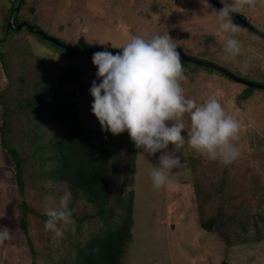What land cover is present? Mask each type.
Masks as SVG:
<instances>
[{
	"label": "rangeland",
	"instance_id": "1",
	"mask_svg": "<svg viewBox=\"0 0 264 264\" xmlns=\"http://www.w3.org/2000/svg\"><path fill=\"white\" fill-rule=\"evenodd\" d=\"M19 3L0 0V39L9 16L73 49L121 51L131 36L150 39L168 33L177 51L187 57L264 84V38L233 19L241 31L221 33L216 19L209 15L211 9L205 12L199 0H24L17 10ZM12 10L15 13L10 15ZM236 13L264 33V4L260 0L254 10ZM229 35L243 46L235 60L224 52ZM89 50L68 57L63 49L29 34L25 27L10 32L0 43V118L5 116L0 127L23 169L19 194L12 163L0 139V228L12 232V238L0 245V264H62L70 260V244L80 242L82 246L100 230L97 221L81 226L74 222L59 238L44 229L46 206L68 191L65 185L49 180L44 170L47 162L43 161L48 152L41 153L37 147L40 133L46 134V141L59 127L58 113L53 110L51 114L46 106L49 89L59 92L54 107L69 109L83 132L98 141L101 134L109 137V163L125 176L126 185L120 193L125 198L132 196L131 237L120 264H264V90L247 89L213 70L182 61L181 86L186 98L199 104L215 97L238 122L233 143L239 156L226 166L220 160L201 157L185 144L178 150L182 166L173 169L171 185L155 189L148 172L158 166L162 153L140 156L142 149L132 141V152H128L124 146L129 134L102 132L92 114L90 88L94 80L100 81L92 63L94 53ZM243 65L247 68L241 71ZM246 91L247 98L240 100ZM184 122L190 125L187 115ZM182 135L186 137L187 132ZM173 150L170 144L168 151ZM49 196L52 200L46 199ZM22 201L30 211L25 216L27 234L19 223ZM73 211L80 216L85 208L76 203ZM210 219H217V225L210 231L201 228V223Z\"/></svg>",
	"mask_w": 264,
	"mask_h": 264
},
{
	"label": "clouds",
	"instance_id": "2",
	"mask_svg": "<svg viewBox=\"0 0 264 264\" xmlns=\"http://www.w3.org/2000/svg\"><path fill=\"white\" fill-rule=\"evenodd\" d=\"M260 2L264 4V0ZM199 3L205 12L211 9L209 15L216 19L221 33L237 34L241 28L233 22L232 14L246 8L254 10L257 0H220L223 7L219 10L208 0H199ZM13 10L10 15L15 13ZM20 23H24L22 27L29 34L38 35L39 29L25 21ZM8 24L12 32L22 31V27L15 28L18 24L15 25L12 18ZM28 26L32 27L31 31ZM242 47L239 40L229 35L224 52L235 60L241 55ZM92 63L97 68L96 78L100 83L94 80L90 88L91 111L102 132H110L113 136L127 132L135 147L142 149L140 156L162 153L158 166H152L148 172L153 188L171 185L173 169L182 166L178 150L185 144L201 157L220 160L226 166L238 158L239 151L233 143L239 131L238 122L226 114L215 97L199 104L195 99L186 98L181 86L182 59L168 33L150 39L131 36L116 54L107 50L94 53ZM246 68L247 65H243L241 71ZM186 115L190 119L188 126L184 122ZM182 132H187V136ZM170 144L174 146L171 152L168 151ZM71 197V191H65L58 202L45 208L44 229L57 238L63 236L66 226L74 223L69 208ZM46 199L52 200L50 196ZM11 234L8 228H0V245L10 240Z\"/></svg>",
	"mask_w": 264,
	"mask_h": 264
},
{
	"label": "trees",
	"instance_id": "3",
	"mask_svg": "<svg viewBox=\"0 0 264 264\" xmlns=\"http://www.w3.org/2000/svg\"><path fill=\"white\" fill-rule=\"evenodd\" d=\"M23 2L24 0H20L19 7ZM10 17L3 24L1 44L7 34L13 31L12 27L7 26V22L11 20ZM232 19L237 24L242 25L237 19L233 17ZM242 19L244 20V18ZM18 22L17 17H15L14 24L17 25ZM31 33L35 34L34 32ZM36 36L43 40L38 35ZM80 49H85L86 52L89 50L88 47L83 46ZM65 54L68 57L80 55H71L66 52ZM2 66H5V64H2ZM246 93L247 91L243 96L241 95L242 97H239L240 100L247 98L248 95H245ZM47 94L46 106L49 108V112L52 111L51 114H53V110L58 113L59 127L55 136L47 138L46 141L43 140L46 137L44 133H40L37 137L38 150L41 153L46 150L48 152L43 158V161L47 162V167H44L45 173L50 181L65 185L68 191H71L72 197L69 208L72 211V219L78 226L90 221L100 223L98 234H92V237L84 245L81 246L80 242L70 244V260L63 261L62 264H120L126 242L131 237L132 196L129 194L125 198L120 193L126 185V180L124 174L119 173V170L109 163V150L106 148V145L110 144L109 137L101 134V139L99 138L100 140L98 141L90 134L83 132L80 123L76 121L69 109L65 111L62 106H59V108L54 107L53 104L58 101L59 92L57 90L51 92L49 89ZM3 112L4 110L2 109V114ZM4 117L3 114L0 119L3 121ZM64 119L66 120L65 125ZM2 133L3 126L0 127L1 146L5 149V153L12 163L18 192L22 194L23 169L21 161L16 150L6 144ZM130 141L131 139L128 137V142L124 146L128 152H132V149H130L132 143ZM132 148L134 149V145ZM118 173L122 174V176L117 175ZM76 203L85 208V211L80 216H77L73 211ZM19 207L21 211L20 228L23 234H27L25 216L30 211L25 201H22ZM219 217L220 214L218 215ZM216 225L217 219H210L201 223V228L210 231ZM31 264L34 263L32 262Z\"/></svg>",
	"mask_w": 264,
	"mask_h": 264
},
{
	"label": "water",
	"instance_id": "4",
	"mask_svg": "<svg viewBox=\"0 0 264 264\" xmlns=\"http://www.w3.org/2000/svg\"><path fill=\"white\" fill-rule=\"evenodd\" d=\"M208 2L211 5H213L214 7L218 8V9H221L223 7L220 3L216 2L215 0H208ZM232 17L237 19L238 21H240L242 25H244L247 29L251 30V32H253L254 34L258 35L259 37L264 38V33L259 32L258 30L250 27L249 24L245 20H243L239 14L233 13ZM8 26H10V24H8ZM22 26H24V23L18 24L15 28L16 29H20ZM28 29L31 31L32 27L28 26ZM37 34L40 37H42L44 40H46V41H48V42H50V43H52L54 45H57L58 47L63 49L66 53H69L71 55L86 53L85 49H80V48L72 49V48H69L68 46H66L63 43L59 42L57 39H55L53 37H50L48 35H45L42 31H37ZM103 51H105V50H89L90 53L103 52ZM107 51H110L113 54H116L117 52H120V51H116V50H113V51L107 50ZM180 56H181L182 61H185V62H188V63H192V64H195V65H198V66H201V67H205V68L210 69V70L217 71V72L225 75L230 80H232V81H234L236 83L242 84L243 86H246V87L251 88V89L264 90V84H257V83H253V82L241 79V78L231 74L230 72H228L227 70H225L224 68H222L220 66H217V65H214V64H211V63H207V62H204V61H201V60L189 58V57H187L186 55H184L182 53H180Z\"/></svg>",
	"mask_w": 264,
	"mask_h": 264
},
{
	"label": "flooded vegetation",
	"instance_id": "5",
	"mask_svg": "<svg viewBox=\"0 0 264 264\" xmlns=\"http://www.w3.org/2000/svg\"><path fill=\"white\" fill-rule=\"evenodd\" d=\"M250 27H252L251 25H249ZM245 27V26H244ZM247 29V28H246ZM247 30H249V29H247ZM250 32H251V30H249ZM251 33H253V32H251ZM254 34V33H253ZM256 35V34H255ZM262 38V37H261Z\"/></svg>",
	"mask_w": 264,
	"mask_h": 264
},
{
	"label": "bare ground",
	"instance_id": "6",
	"mask_svg": "<svg viewBox=\"0 0 264 264\" xmlns=\"http://www.w3.org/2000/svg\"><path fill=\"white\" fill-rule=\"evenodd\" d=\"M249 31V30H248Z\"/></svg>",
	"mask_w": 264,
	"mask_h": 264
}]
</instances>
